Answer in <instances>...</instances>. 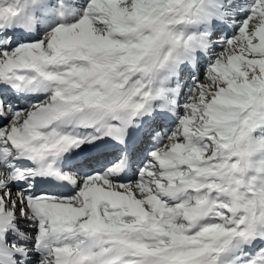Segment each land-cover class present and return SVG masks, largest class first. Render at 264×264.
Segmentation results:
<instances>
[{"label":"rangeland","instance_id":"obj_1","mask_svg":"<svg viewBox=\"0 0 264 264\" xmlns=\"http://www.w3.org/2000/svg\"><path fill=\"white\" fill-rule=\"evenodd\" d=\"M26 19L33 30L21 27ZM9 20L30 35L0 49V82L19 56L44 67L46 88L23 105L39 116L24 111L20 121L13 111L0 124V208L12 214L0 259L59 264L61 254L89 246L117 257L114 264H264V0H0V27ZM131 107L125 130L114 113ZM76 109L113 130L62 127L82 144L105 135L139 140L117 144L106 161L107 153L97 156L96 171L66 193L63 216L22 205V197L50 199L3 184L18 159L8 130L23 133ZM123 153L136 162L129 180L145 182V211L104 204L100 225L87 178L106 179ZM29 165L17 168L24 174ZM129 180L105 183L118 189ZM76 195L79 204L70 201Z\"/></svg>","mask_w":264,"mask_h":264},{"label":"bare ground","instance_id":"obj_2","mask_svg":"<svg viewBox=\"0 0 264 264\" xmlns=\"http://www.w3.org/2000/svg\"><path fill=\"white\" fill-rule=\"evenodd\" d=\"M12 5H13V3H12ZM28 20L27 19L23 20L22 21L23 23H21L22 26L25 27V25L27 24L29 26L28 29H30V28L33 29V27H35V25H30V23H29V22H32V19L30 21H28ZM16 22H18V21H16ZM13 23H15V22L12 20H9V21L5 22L2 26H4V27L6 26L5 28H7L8 27L7 25L10 24V26H12V25H14ZM31 24H33V22ZM23 34L24 33L14 32L13 36L15 37V39L17 37H20V36H22V37L27 36V35H23ZM25 48H21L20 51H22L23 49L29 50L31 52L38 50L35 46H30V45L25 47ZM16 53H18V52H16ZM1 55H0V59H1ZM7 55H8V57L12 58V52L7 54ZM30 61H32V60H30ZM8 63H9L8 67H7L8 71L6 72L5 75H8L9 80L11 82H14V84L12 86L16 85L17 87H21L22 89L26 90L28 94L33 95V93H36L37 95L32 96L34 98L39 97V95H41V93L44 91L43 89L46 88L40 84V81H45L44 79H46V78H44V73H43L44 67L42 65H37L36 63L33 64V63L29 62V60H27L25 58H21L19 56L15 60H9ZM1 83L4 84L5 82H1ZM6 86L8 87L9 85L7 84ZM1 91L3 92V95L6 98L15 97L18 94V92L8 93L5 89H1ZM50 92H51L50 96H52L53 95L52 89L50 90ZM47 94L44 97L41 96L42 97L41 100L42 99H48L49 96H47ZM19 96H20L21 101H23L24 99L30 98L29 95H25V94H20ZM34 101L36 103L39 100H34ZM21 111H23V112L27 111L28 114H30L32 117H35V118H36V116H39V113L37 111L33 112V113L29 110H26V109H22ZM131 112H133L132 107L130 108L129 111L119 110L118 112L114 113V116L116 117V119H119L123 123L122 127L125 130H131L132 129V123L128 122V119L130 117H132L131 119L133 120L135 114H131ZM42 113H44V111ZM55 113H57V112H55ZM92 114H93L92 110L80 111V110L76 109V110L70 111L69 113H67L65 115H60V117L58 118V120L55 123H51L50 121L47 122L44 120H43L44 122H37L36 121L33 124L30 122L31 124H29L27 127H25L27 130L24 131L23 133H17V131L15 132V131H13V129L12 130L9 129L8 134H9L10 138L13 140L14 145L17 146V148H19L18 151L16 152L19 159L16 160V162L12 165V167H11L12 172L7 174V176H9V177L7 178V180L5 179V183H3V184L7 185V188H9V186H13L15 184V182L17 181V178L21 174L19 171L17 172L15 169L20 164H23L22 160L28 161V160H34V158L36 160L41 159V161L45 167L51 168L53 161L57 158L58 155H61L63 157H67V159H70L71 157L76 156L77 154H75V153L78 152L82 148V147L77 148L76 146H79V145L83 146V144L80 143L81 141H76V138L78 136V135L76 136V133L74 134V132L73 133L67 132L62 127H69V126H74V125L79 124V127H80L79 130H81V131L85 130L86 131L88 129H94L95 131L97 130L101 136L104 134L113 132V130L111 129V126L109 124L104 126L103 122L99 121V119L93 118L91 116ZM13 115H14V113H13ZM58 116H59V114H58ZM22 117H23V114H18L17 120L20 119V121H22L23 120ZM51 121H53V120H51ZM20 123H23V122H20ZM0 128H2V127H0ZM20 128H21V126H20ZM23 128H24V126H23ZM28 130H30V131H28ZM143 135H144L143 138L146 139L145 131H144ZM128 139L131 142H135V141L139 140L138 137H135V138L134 137H129V138L123 137V139L120 140V138L117 135H115V136L112 135L111 137L109 135H105V136L101 137V141L98 144L101 143L103 147H107L109 149L106 156L104 157V160L105 161L108 160L109 158H111V156L113 154L117 153V150L113 147H115L117 144H121L122 147H124L123 143L125 140L127 141ZM76 142H78L79 144H77ZM1 143H3V142H1ZM182 150H184V149H182ZM174 156H175V154L170 155L171 158H173ZM78 157L81 158L82 155L78 154ZM91 157H88V158L84 157L86 159H84L81 164L75 165L79 171L85 170L84 172L86 175L91 172L90 171L89 173H87L86 172V171H88L87 169L92 170V172L96 171V170H94L96 165H93L92 164L93 162L90 161ZM92 159H96V158H92ZM103 162L104 161H102V163ZM96 168H98V167H96ZM9 171H10V169H9ZM4 174H6V173H4ZM133 174H130V176H128L127 178H122L120 176H117V175H114L111 173L108 176H104V177H106V179H104L102 181L101 180L99 181L98 180L99 178L96 179V178L92 177L90 180H89V178H87L88 183H90V185H91V186L89 185V187H91V192L86 193V200L90 196L93 200L95 209L99 213V216H97V220L95 221L96 223L99 222L100 225H102V223H101L102 217H101L100 213H101V207H103L104 204H109L111 207H115L117 210L121 209V207H123L125 205H128L131 207L132 212H136V208L141 210V211H145V207L140 203L141 196L139 195L140 193L145 194V192H146V191H144V189H146V187L144 186L145 182L142 183L141 185L138 183H136V185H135L134 182L132 183V181L129 180ZM108 180L111 181L112 184L115 181H120V180H122L123 182L129 180V183L125 184L124 186H122L123 185L122 183H119V184H122L121 185L122 187H120L117 184L118 186L115 185L112 188H118V189H111L110 188L111 182L105 183ZM81 182L82 181H79V184ZM130 183H132V184H130ZM185 184H186V182H185ZM107 185H109V186H107ZM56 190H58L60 192L59 193H57V192L53 193V195H54L53 200L51 199V201H50V200L46 199L48 201L47 203L44 201L38 202L35 199L34 200L31 198L25 199L26 197L25 198L22 197V200H21V202L23 203L22 205L27 206L30 209H31L30 206H32L37 210V212L38 211L39 212H44V211L47 212L50 209L56 210L58 212V214L60 213V216H63L64 212L62 210H64V208H66L67 205H65L62 201L66 200V196H65L66 192H65V190H59V189H56ZM150 193L156 194V191L151 189ZM43 199H45V198H43ZM56 200H59V201H56ZM70 201L79 204V202L81 201V198L76 195V196H73V199H71ZM56 211H55V213H56ZM11 216H12V214H7L4 212L2 207L0 208V235H3L4 227H6L7 224L9 223L8 220H10ZM57 230L60 232V231H63L65 229L62 226H58ZM88 232L91 234L94 231L89 230ZM45 243H46L45 240H42L40 246H43V245L45 246ZM90 249H91V247H89V246L87 248L85 247L84 250H81V251L79 250V251L71 254L72 255L71 258H70L71 255L64 252L65 254H61V257L59 259V264H114L113 260L117 259V257H115L114 259H110L108 261L98 253L97 254L92 253ZM42 258H41V260H42ZM43 259H45V258H43ZM2 261H4L5 264H12V261L8 260V259H0V262H2Z\"/></svg>","mask_w":264,"mask_h":264},{"label":"water","instance_id":"obj_3","mask_svg":"<svg viewBox=\"0 0 264 264\" xmlns=\"http://www.w3.org/2000/svg\"><path fill=\"white\" fill-rule=\"evenodd\" d=\"M175 45H177L178 44V41H175V42H173Z\"/></svg>","mask_w":264,"mask_h":264}]
</instances>
